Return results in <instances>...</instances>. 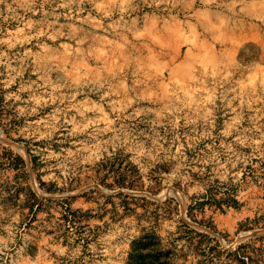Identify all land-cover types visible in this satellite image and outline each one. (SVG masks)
Wrapping results in <instances>:
<instances>
[{
    "label": "rangeland",
    "instance_id": "1",
    "mask_svg": "<svg viewBox=\"0 0 264 264\" xmlns=\"http://www.w3.org/2000/svg\"><path fill=\"white\" fill-rule=\"evenodd\" d=\"M262 216L264 0H0V264H127L151 227L206 264L185 226L264 264Z\"/></svg>",
    "mask_w": 264,
    "mask_h": 264
},
{
    "label": "trees",
    "instance_id": "2",
    "mask_svg": "<svg viewBox=\"0 0 264 264\" xmlns=\"http://www.w3.org/2000/svg\"><path fill=\"white\" fill-rule=\"evenodd\" d=\"M123 182L124 179H122V181H119L118 185L121 187H125L126 185ZM132 186L133 185H130L129 187L131 188ZM125 198L129 197L125 196ZM111 199L112 198H109L108 200ZM141 200L145 199L141 198ZM124 204L127 207L126 209L128 211L129 207L126 205L125 202ZM189 209L191 210V208ZM153 215H155V217H159L158 210H155L153 212ZM253 222L257 226L264 224V217L262 216L259 219L254 220ZM185 228L187 229V231L178 239H186V241L189 243V247L194 246L196 252H198L197 254H201V256L206 258V264L212 262L211 255L214 253L215 248H211L203 240L210 238L204 234H197L194 230H191L187 226H185ZM193 234H197V236L194 237ZM198 238H200V240H198ZM258 240L264 241V238L256 239V241ZM175 242L176 240H174L173 243H171L170 245L172 246V249H166V247H164L162 244L161 237L157 235L154 227H151L149 230L144 229L141 231V235L139 237L134 238V240L131 242V249L129 252L127 264H173L174 258H176V254L173 249H177L174 246ZM246 248V245H241L235 253L229 254V256H235L236 258H238L239 261L242 262V264H244L246 261H248V264L255 263V260L250 255H248V251H245ZM253 250L256 251L255 249ZM259 251L264 254L262 250ZM183 257L186 258V254L183 255Z\"/></svg>",
    "mask_w": 264,
    "mask_h": 264
}]
</instances>
